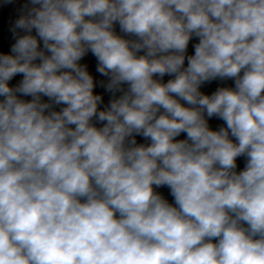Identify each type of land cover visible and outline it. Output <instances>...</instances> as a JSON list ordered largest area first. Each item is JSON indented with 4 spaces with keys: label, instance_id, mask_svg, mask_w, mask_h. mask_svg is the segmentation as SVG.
I'll return each instance as SVG.
<instances>
[{
    "label": "clouds",
    "instance_id": "clouds-1",
    "mask_svg": "<svg viewBox=\"0 0 264 264\" xmlns=\"http://www.w3.org/2000/svg\"><path fill=\"white\" fill-rule=\"evenodd\" d=\"M30 3L0 53V264H264V0Z\"/></svg>",
    "mask_w": 264,
    "mask_h": 264
},
{
    "label": "water",
    "instance_id": "water-1",
    "mask_svg": "<svg viewBox=\"0 0 264 264\" xmlns=\"http://www.w3.org/2000/svg\"><path fill=\"white\" fill-rule=\"evenodd\" d=\"M33 7V5L30 3V0H11L10 3H5L4 0H0V53H10L11 45L15 43L16 38L19 36H23L27 34L23 30H17V35L14 36L12 32L13 25L15 21L22 15H26L28 10ZM116 32L120 35H123V33H120L119 26L116 25ZM32 35H35V30L31 33ZM127 38V37H126ZM196 40H193L190 42L188 53L192 54L194 52V48L192 47V44L196 43ZM42 47V43H41ZM81 63H86L89 66L90 73L94 76L97 87L95 91L97 93H102L104 96L105 104L101 105V107L106 106L109 99L111 98V94L104 91V88L99 86L100 81L107 82V77L101 76L99 73L96 72V59L94 56H92L90 53L84 58V60L81 61ZM171 77L165 76L164 82H167L168 79ZM22 79L21 76H16L13 78V80L10 82L12 85H16L20 80ZM222 86H228V87H234V82L231 80L228 81H214L210 84H205L202 86L201 91L211 94L213 91L216 90L217 87ZM127 86L125 85V88ZM121 93H117L116 95L119 96ZM23 99H31L30 97H22ZM47 100V98H44ZM62 106H56L55 110H59V108ZM210 126L213 129L218 130L220 126L223 125V121L219 120L218 118H212L210 120ZM183 138V134L182 137ZM138 143H148V141H144L141 138L137 137ZM245 159L244 158H238V168L237 171H240L245 166ZM159 193H161L165 199L168 200L169 203L174 204V198L170 194V190L167 187L156 189ZM246 226V225H245Z\"/></svg>",
    "mask_w": 264,
    "mask_h": 264
}]
</instances>
